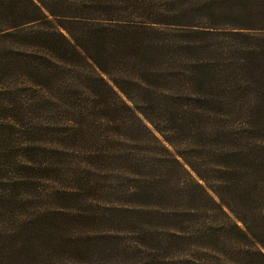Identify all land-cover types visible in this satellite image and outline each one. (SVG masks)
Wrapping results in <instances>:
<instances>
[{"label": "trees", "instance_id": "trees-1", "mask_svg": "<svg viewBox=\"0 0 264 264\" xmlns=\"http://www.w3.org/2000/svg\"><path fill=\"white\" fill-rule=\"evenodd\" d=\"M10 77L36 95L0 106L18 146L0 155V264H264V0H0ZM20 99L57 101L63 129L15 126ZM62 141L126 175L107 206L57 188Z\"/></svg>", "mask_w": 264, "mask_h": 264}, {"label": "rangeland", "instance_id": "rangeland-1", "mask_svg": "<svg viewBox=\"0 0 264 264\" xmlns=\"http://www.w3.org/2000/svg\"><path fill=\"white\" fill-rule=\"evenodd\" d=\"M7 93H9L10 96L19 95L20 98L22 96L26 98L25 96L27 95V98L25 100L26 103L30 96L36 95L35 88L27 86V84L22 82L21 79L15 77L5 79L4 83L0 85V106L2 108L9 105L4 99V96H6ZM18 105L19 110L17 111V113H15L16 115H18V117L15 114H13L12 117L15 118L12 119V122L15 124V126L27 128L32 126H41L50 127L61 131L63 129V125L66 124L65 122L68 119L63 116V111H61L62 108L60 104L57 101H52L50 99L48 100L46 110H38L36 107L28 108L27 105L24 106V104L21 102V99L20 104ZM12 134V136H15L18 140L20 135L17 133ZM17 147L18 146L16 145L14 146L13 150H5L7 147H3L0 145V155L14 153V150H16ZM52 151L54 153H57V155H54L50 158V162L54 163L56 165V168H59V173L54 177L58 182L57 188L59 190L62 189L63 191L65 190L64 187H82L83 183H85L87 186L90 185L96 188L98 187L100 193H95V196H97L95 198V202H98V204H100L101 206H107L109 202L103 195V190L105 189L104 186H108L112 184V182L114 184H122L123 180H125L126 178L125 174L116 172L115 169L107 170L104 166L91 169L90 167H88V164L92 162L88 158L84 159L85 162H79L75 158V155L76 157L80 155L79 149L76 146L72 147L63 141L61 142V146L59 148L52 149ZM2 172L3 171L0 170V179L3 182L6 178L5 176H3ZM95 183L98 185H96ZM37 185L36 190L40 192V189L43 187V185L48 184L38 182ZM49 186H52V183L49 182ZM41 194L42 193H38L39 197H41ZM44 202L45 201L43 197L36 200L34 199L32 207L37 209L42 208V206L45 207L46 203ZM237 224L240 226L239 223Z\"/></svg>", "mask_w": 264, "mask_h": 264}]
</instances>
